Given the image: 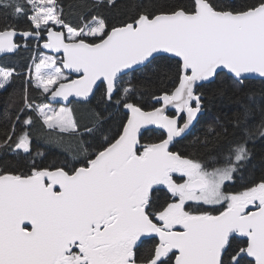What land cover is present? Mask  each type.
Masks as SVG:
<instances>
[{"label":"snow or ice","instance_id":"snow-or-ice-1","mask_svg":"<svg viewBox=\"0 0 264 264\" xmlns=\"http://www.w3.org/2000/svg\"><path fill=\"white\" fill-rule=\"evenodd\" d=\"M81 7L73 24L59 0H0V55L33 43L39 52L26 74L0 65V108L14 110L0 158L24 167L0 168V264H264V155L258 175L228 190L255 159L249 145L264 142V89L251 87L264 85V0ZM149 85H160L149 93L159 106L145 110ZM97 91L83 131L72 109L51 104L87 103ZM205 95L236 97L237 107L205 121L187 152ZM37 124L49 143L52 133L78 137L70 158L37 159ZM157 130L158 140L142 141Z\"/></svg>","mask_w":264,"mask_h":264},{"label":"trees","instance_id":"trees-1","mask_svg":"<svg viewBox=\"0 0 264 264\" xmlns=\"http://www.w3.org/2000/svg\"><path fill=\"white\" fill-rule=\"evenodd\" d=\"M82 2L83 0H59V3L63 6L65 18L70 23L75 24L78 22V17L82 11ZM123 13L124 9L122 8L113 9L111 11L105 10V14L108 15L110 19L119 17L123 15ZM35 51H37V49L35 43H33L29 49L21 48V50L16 54L9 55L0 59V65L14 67L17 72H25L26 74V69L31 65V60ZM39 51L43 52L42 49H40ZM23 86H25L24 81L21 79L15 80L14 84L12 85V87L16 89H22ZM168 86L170 87L171 85L169 84ZM159 87L160 85H157L156 88L153 89L150 85L148 86V91L145 93V99L142 102L145 110H151L153 106H159L155 105V102L150 98L149 94L150 91L153 90L159 91ZM251 87L254 88L257 93L264 89V85L260 83L259 79L253 80L251 82ZM30 95L38 102L43 100V97L38 95L35 90H31ZM99 96L100 93L99 91H97L96 95L93 96L89 102H79L75 105L78 106V108L72 107L75 119L78 122L81 131H83L85 125L91 122L94 110L97 107H100V105L98 104ZM257 99H259V95L257 96ZM204 102L205 107L208 109V111H206L200 117V122L197 123L194 128H192L191 134L184 141H182V145L184 146V149L187 150V152H194L192 141L196 136L202 137V131L205 127V121L213 120L218 115L222 116L224 113L230 114L229 110H235V108L237 107L236 97H232L231 99L225 98L223 101H220L218 99L212 100L210 103L209 97L205 95ZM13 111V109L4 111L2 108H0V128H2L8 122V120L12 118ZM169 114L172 115L173 113ZM120 119V116H116L113 119V131H115V124H117ZM253 123H255V121H253ZM48 134L49 133L47 129L41 130L39 124L35 125L31 141L33 153L35 154L36 152H43L44 156L42 158L38 157L37 159H43L46 165L61 164L63 163L65 158H70L69 153L75 150L79 142L78 137L72 134H64L61 138L59 133H52L51 135L53 137V142L49 143L47 139ZM158 139V131L154 133H145V135L142 137L143 142L156 141ZM249 147L254 153L255 159L253 160L252 164H250L247 169L240 174L244 177V179L242 180L240 178V175H238L236 182L228 189L229 191L242 190L243 183L250 179L254 174L258 175L260 172V168L258 167V165L261 155H264V142L258 140L254 145L250 144ZM213 149L214 146L210 145L207 151L211 152L213 151ZM196 155L200 156L202 155V153H196ZM5 166L10 170H24L23 162L18 161L15 158H0V168H3Z\"/></svg>","mask_w":264,"mask_h":264},{"label":"water","instance_id":"water-1","mask_svg":"<svg viewBox=\"0 0 264 264\" xmlns=\"http://www.w3.org/2000/svg\"><path fill=\"white\" fill-rule=\"evenodd\" d=\"M42 51L43 52H45V53H47V54H50V53H48V50H44V49H42ZM51 54H53V55H56V57H62V53H59V54H56V53H51ZM9 55H12V54H9ZM9 55H0V59H2V58H4V57H6V56H9ZM66 72H67V70H65ZM71 77L73 78V79H75V78H77V76H76V74L75 73H72L71 74ZM258 79V78H257ZM93 97V96H92ZM91 97V98H92ZM90 98V99H91ZM70 100L71 101H73V102H75V100H76V98H74V97H70ZM51 104L52 105H61V106H70L72 103H69V102H66V101H63V100H60L59 102H51ZM169 113H173V110H169ZM170 115V114H169ZM158 131V130H157Z\"/></svg>","mask_w":264,"mask_h":264},{"label":"rangeland","instance_id":"rangeland-1","mask_svg":"<svg viewBox=\"0 0 264 264\" xmlns=\"http://www.w3.org/2000/svg\"><path fill=\"white\" fill-rule=\"evenodd\" d=\"M44 54H47L45 52H43ZM39 55V52L36 51V55L35 56H38ZM57 59H60V57H57ZM32 61V60H31ZM72 78V77H71ZM73 103V102H72ZM77 104V102H74L73 105L71 104L70 106H68V108L72 109V107H76L78 108V106H75ZM53 108H56L58 109L59 107H62L61 105H52ZM216 207H219V206H216Z\"/></svg>","mask_w":264,"mask_h":264},{"label":"bare ground","instance_id":"bare-ground-1","mask_svg":"<svg viewBox=\"0 0 264 264\" xmlns=\"http://www.w3.org/2000/svg\"><path fill=\"white\" fill-rule=\"evenodd\" d=\"M81 103V102H80Z\"/></svg>","mask_w":264,"mask_h":264},{"label":"crops","instance_id":"crops-1","mask_svg":"<svg viewBox=\"0 0 264 264\" xmlns=\"http://www.w3.org/2000/svg\"><path fill=\"white\" fill-rule=\"evenodd\" d=\"M67 107V106H66Z\"/></svg>","mask_w":264,"mask_h":264}]
</instances>
